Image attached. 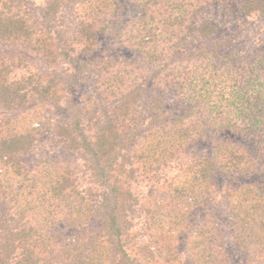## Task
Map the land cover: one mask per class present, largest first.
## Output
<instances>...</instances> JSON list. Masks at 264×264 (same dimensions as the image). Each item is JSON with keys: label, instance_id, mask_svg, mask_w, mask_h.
<instances>
[{"label": "trees", "instance_id": "1", "mask_svg": "<svg viewBox=\"0 0 264 264\" xmlns=\"http://www.w3.org/2000/svg\"><path fill=\"white\" fill-rule=\"evenodd\" d=\"M129 1L0 0V264H264V0Z\"/></svg>", "mask_w": 264, "mask_h": 264}, {"label": "rangeland", "instance_id": "2", "mask_svg": "<svg viewBox=\"0 0 264 264\" xmlns=\"http://www.w3.org/2000/svg\"><path fill=\"white\" fill-rule=\"evenodd\" d=\"M121 1H122L123 9L125 11H135V6L131 1L129 0H121ZM210 11L215 16V18H217V20L220 22L221 28L226 30L227 33L232 34L233 37L235 38L233 41L234 49H240L244 46L249 45L253 34H255V31L257 29L261 30L259 29L261 28V23L253 18H250L249 20H247V22H244V23L240 22L239 24L230 26L228 25L229 20L224 18V16L221 14L222 12L219 7H214ZM240 24H243V27L240 26ZM248 39H249V42L247 43ZM110 43L115 44V42L113 41H110ZM106 44H107V40H102L101 46L102 45L106 46ZM115 47L116 48L114 50V54L118 56L131 57L134 55V53L131 50L125 47H121L119 45H116ZM18 49L19 48H17L16 46L2 47L0 45V52L7 51L8 53L11 52L13 55L18 52ZM35 63L42 66L40 60L35 61ZM225 133H227V131ZM228 134L230 136H233L229 132ZM233 137L235 139H239L236 136H233ZM240 140H241V143L245 145L246 147L251 148V149L253 148V144L250 141L243 140V139H240ZM208 144H209L208 142H203V145L205 146H208ZM170 173L172 174L173 172H170ZM146 189L147 187H145L144 189L142 188L144 192ZM218 216H219L220 226L222 230L225 232V235L227 238V252L229 254L231 264H244L245 259H244L243 254L239 250H237V248L233 245V243L230 240V228H229V221H228L227 215L224 213V214H219Z\"/></svg>", "mask_w": 264, "mask_h": 264}]
</instances>
